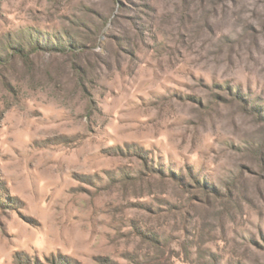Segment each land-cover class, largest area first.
I'll use <instances>...</instances> for the list:
<instances>
[{"label": "rangeland", "instance_id": "rangeland-1", "mask_svg": "<svg viewBox=\"0 0 264 264\" xmlns=\"http://www.w3.org/2000/svg\"><path fill=\"white\" fill-rule=\"evenodd\" d=\"M0 264H264V0H0Z\"/></svg>", "mask_w": 264, "mask_h": 264}]
</instances>
